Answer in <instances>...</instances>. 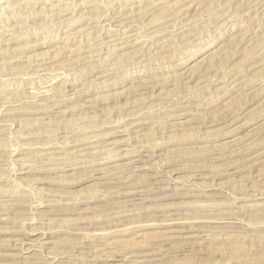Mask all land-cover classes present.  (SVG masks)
Instances as JSON below:
<instances>
[{
	"label": "rangeland",
	"instance_id": "rangeland-1",
	"mask_svg": "<svg viewBox=\"0 0 264 264\" xmlns=\"http://www.w3.org/2000/svg\"><path fill=\"white\" fill-rule=\"evenodd\" d=\"M263 243L264 0H0V264Z\"/></svg>",
	"mask_w": 264,
	"mask_h": 264
},
{
	"label": "bare ground",
	"instance_id": "bare-ground-1",
	"mask_svg": "<svg viewBox=\"0 0 264 264\" xmlns=\"http://www.w3.org/2000/svg\"><path fill=\"white\" fill-rule=\"evenodd\" d=\"M83 2H84V1H83ZM12 7H13V5H12ZM66 9H67V7H66ZM18 14H19V13H18ZM49 14H50V13H49ZM22 17H23V16H22ZM48 17H49V16H48ZM51 17H52V16H51ZM99 35H100V34H99ZM135 40H136V39H135ZM150 41H151V40H150ZM118 43H119V42H118ZM99 45H100V44H99ZM113 55H114V54H113ZM88 59H89V58H88ZM101 78H102V77H101ZM91 159H92V158H91ZM93 159H94V158H93ZM95 159H96V158H95ZM130 163H131V162H130ZM142 163H144V162H142L141 160H138V159H137L136 162H133V166H132L131 164H130V165H131L132 168L134 169L133 171H135V172L138 173V172H140V171H144V170H146V169L148 168L146 165H142ZM128 165H129V164H128ZM124 168H125V167H124ZM130 168H131V167H130ZM121 169H122V168H121ZM119 170H120V169H119ZM122 170H123V169H122ZM130 170H131V169H129V171H130ZM119 172H120V171H119ZM121 172H122V171H121ZM127 172H128V171H127ZM132 173H133V172H132ZM134 174H135V173H134ZM134 174H133V175H134ZM157 175H158V174H157ZM137 176H138V175H137ZM137 176H135V177H137ZM139 176H140V175H139ZM100 177H101V176H100ZM159 177H160V176H159ZM161 177H162V176H161ZM163 177H164V176H163ZM154 178H155V177H154ZM164 178H165V177H164ZM156 180H158V179H156ZM156 180H155V181H156ZM159 180H160V179H159ZM114 181H115V180H114ZM130 181H131V180H130ZM155 181H154V183H156ZM161 181H162V180H161ZM165 181H166V180H165ZM148 182H149V180H148ZM159 182H160V181H159ZM163 182H164V181H163ZM166 182H167V181H166ZM121 183H122V182H121ZM105 184H107V183H105ZM156 184H157V183H156ZM120 185H121V184H120ZM138 185H139V184H138ZM128 186H129V185H128ZM159 186H160V185H159ZM130 187H131V186H130ZM147 187H148V186H147ZM141 188H142V187H141ZM109 189H110V188H109ZM139 189H140V188H139ZM139 189H138V191L140 192L141 189H140V190H139ZM144 189H145V188H144ZM129 190H130V189H129ZM135 190H136V189H135ZM135 190H134V191H135ZM145 190H146V189H145ZM153 190H154V189H153ZM120 191H121V190H120ZM134 191H133V192H134ZM110 192H111V191H110ZM124 192H125V191H124ZM131 192H132V189H131ZM141 192H142V191H141ZM124 194H126V193H124ZM132 194H134V193H132ZM138 194H139V193H138ZM138 194H137V195H138ZM147 194H148V193H147ZM143 195H144V194H142V196H143ZM110 196H111V195H110ZM124 196H125V195H124ZM142 196H141V197H142ZM136 197H137V196H136ZM144 197H145V196H144ZM139 198H140V197H139ZM127 199H128V198H127ZM145 199H146V198H145ZM123 200H124V199H123ZM123 200H122V201H123ZM130 200H131V198H130ZM142 200H143V199H142ZM136 201H137V200H136ZM114 202H115V201H114ZM116 202H118V201H116ZM128 202H129V200H128ZM131 202H132V201H131ZM125 203H126V202H125ZM118 204H119V203H118ZM119 205H120V204H119ZM128 205H130V203H129ZM121 206H122V205H121ZM121 206H120V207H121ZM253 206H254V205H253ZM256 206H257V205H256ZM120 207H119V208H120ZM122 207H123V206H122ZM128 207H129V206H128ZM136 207H137V206H136ZM138 207H139V206H138ZM248 207H249V206H248ZM114 208H115V207H114ZM256 208H257V207H256ZM117 209H118V207H117ZM128 209H129V208H128ZM133 209H134V208H133ZM134 210H135V209H134ZM123 211H124V210H123ZM128 213H129V211H128ZM120 215H121V214H120ZM123 215H124V214H123ZM122 217H123V216H122ZM240 220H241V219H240ZM252 220H253V219H252ZM241 221H242V220H241ZM197 234H198V233H196V235H197ZM194 235H195V234H194ZM198 235H199V234H198ZM203 235H204V234H203ZM192 237H193V236H192ZM195 238H196V237H195ZM202 239H203V238H202ZM194 241H195V240H194ZM167 242H168V241H167ZM41 244H42V243H41ZM162 244H163V243H162ZM192 244H193V243H192ZM263 244H264V243H263ZM41 246H42V245H41ZM165 246H166V245H165ZM168 246H170V245H168ZM164 248H165V247H164ZM170 249H171V248H170ZM158 250H159V249H158ZM29 251H30V250H29ZM159 251H160V250H159ZM161 251H162V250H161ZM167 251H168V250H167ZM167 251H166V252H167ZM166 252H165V253H166ZM173 252H174V251H173ZM163 253H164V252H163ZM160 254H161V253H160ZM166 254H167V253H166ZM153 255H154V254H153ZM162 255H163L162 257H164V254H162ZM167 256H168V255H167ZM138 257H139V256H138ZM140 257H141V256H140ZM135 258H136V255H135ZM152 258H153V257H152ZM145 259H146V258H145ZM155 259H156V258H155ZM158 259H159V258H158ZM143 260H144V259H143ZM146 260H147V259H146ZM151 260H152V259H151ZM151 260H150V261H151ZM164 260H165V258H164ZM166 260H167V259H166ZM154 261H155V260H154ZM142 262H143V261H142ZM152 262H153V261H152ZM156 262H157V261H156ZM162 262H163V261H162ZM165 262H166V261H165ZM147 263H148V262H147ZM159 263H160V262H159ZM125 264H126V263H125Z\"/></svg>",
	"mask_w": 264,
	"mask_h": 264
}]
</instances>
